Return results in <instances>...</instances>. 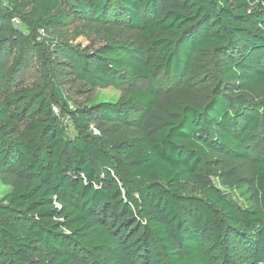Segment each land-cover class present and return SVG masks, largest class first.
Returning <instances> with one entry per match:
<instances>
[{
  "label": "trees",
  "instance_id": "1",
  "mask_svg": "<svg viewBox=\"0 0 264 264\" xmlns=\"http://www.w3.org/2000/svg\"><path fill=\"white\" fill-rule=\"evenodd\" d=\"M68 1L72 13L122 23L138 38L108 31L90 52L50 43L72 78L120 91L117 101L81 111L102 136L71 139L62 136L43 90L10 93L40 44L0 39V99L9 93L0 100V120L26 121L17 129L0 125V165L11 175L0 204L2 263L209 264L201 246L207 236L236 243L239 226H249L261 240L264 0ZM59 4L35 0L25 19L44 29L62 26ZM198 58L213 60L219 77L216 94L203 104L183 95L194 85ZM111 126L123 137L111 146L119 161L105 140ZM209 154L221 168L250 167L237 198L209 183L201 196L181 192ZM254 203L257 210L250 209ZM148 239L157 244L155 256Z\"/></svg>",
  "mask_w": 264,
  "mask_h": 264
},
{
  "label": "rangeland",
  "instance_id": "2",
  "mask_svg": "<svg viewBox=\"0 0 264 264\" xmlns=\"http://www.w3.org/2000/svg\"><path fill=\"white\" fill-rule=\"evenodd\" d=\"M35 0H0V39L13 37L25 39L30 43L40 44V49L33 50V58L30 67L26 69L23 78L11 88L10 93L25 87L33 90H43L51 104L53 113L57 119L58 127L64 138H73L82 133H89L95 137L102 136L94 119H86L82 116V109L88 105L99 102H115L118 100L120 91L113 87H91L79 82L71 75L61 69L57 58L51 53L52 41H63L76 47L80 52H90L104 43L105 33L113 31L128 41H135L138 38L133 32L122 23H111L94 19H86L72 13L68 0H59V8L55 13L64 16L62 26L52 28H41L32 26L26 21L25 16ZM254 0L251 2H256ZM216 66L213 60L198 58L194 67V85L192 89H184L183 95L193 100L204 103L216 94L219 83ZM9 93H6V95ZM2 97L0 100H5ZM9 110H13L12 106ZM26 121L20 115L16 119L5 118L0 120V125L6 129H17ZM99 131V132H98ZM108 150L115 161L120 160L118 150L112 148V144L123 138L118 127L111 126L107 133ZM264 138V137H263ZM261 147L264 146L262 140ZM215 156H209L201 163L198 175L190 176L180 184L181 192L186 195L201 196L200 187L202 183H209L212 186L226 190L237 198L236 186L247 182L251 178V171L248 164L242 163L239 167H232L223 164L218 165ZM219 169L222 173H220ZM227 170V171H224ZM119 179L122 176L117 174ZM11 189V175L7 166L0 165V204L5 203V195ZM231 195V194H230ZM232 196V195H231ZM251 210H257L254 203ZM225 224V223H224ZM242 237L236 243H227L226 240L218 242L203 238L201 246L206 254L209 264H264V230H260L259 240L252 233L250 227H240ZM249 233L248 235H246ZM143 239L141 229L137 234ZM147 236V235H146ZM253 238V239H252ZM144 242L146 239L144 238ZM148 252L151 256L158 254V247L155 241L148 239ZM252 243V244H251ZM254 244V247L252 245ZM94 254L93 251H90ZM145 254L146 251H145ZM0 264L2 259L0 258Z\"/></svg>",
  "mask_w": 264,
  "mask_h": 264
}]
</instances>
